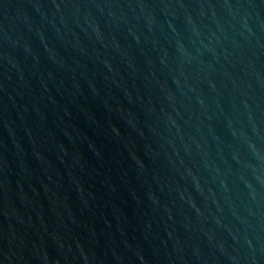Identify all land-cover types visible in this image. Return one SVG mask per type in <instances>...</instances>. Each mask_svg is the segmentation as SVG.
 <instances>
[{"label":"water","instance_id":"obj_1","mask_svg":"<svg viewBox=\"0 0 264 264\" xmlns=\"http://www.w3.org/2000/svg\"><path fill=\"white\" fill-rule=\"evenodd\" d=\"M0 264H264V0H0Z\"/></svg>","mask_w":264,"mask_h":264}]
</instances>
